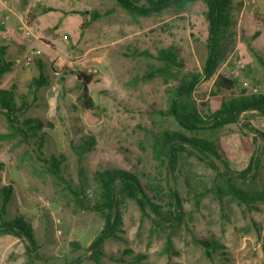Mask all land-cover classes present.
I'll return each mask as SVG.
<instances>
[{
	"label": "rangeland",
	"instance_id": "rangeland-1",
	"mask_svg": "<svg viewBox=\"0 0 264 264\" xmlns=\"http://www.w3.org/2000/svg\"><path fill=\"white\" fill-rule=\"evenodd\" d=\"M42 1L33 8L21 2V8L26 10L19 21L20 27L24 23L32 25L35 42L22 40L21 28L6 37L11 43L7 57L11 63L29 48L39 49L41 56L29 68L13 65L0 82L1 88L15 87L17 104L31 103L26 117L52 124V132L46 135L41 151L35 139L29 143L19 139L0 142V188H12L8 218L21 215L32 225L39 246L36 264H70L77 258H81L80 264H93L86 260L89 255L86 248L103 225L97 214L77 207L65 184L48 175L42 154L46 158L51 154L63 157L62 176L72 187L79 184L78 174L82 171L89 201L96 194L91 177L101 169L134 171L143 185H159L158 190L155 188L148 194L162 207V215L169 222H161L162 227L155 228L152 225L157 217L153 213L148 212V217L143 218L136 204L128 202L121 210L125 243L106 242L107 253L118 255L129 249L134 255L145 256L142 264H264V202L255 205L257 210H249L228 198L220 204L208 192L201 197L212 186L215 173L192 152L180 155L174 171L166 174L153 159L151 144L157 133L176 129L171 119L154 113L166 109L167 90L173 82L166 85L160 78L134 81L147 72L148 66L158 65L154 56L168 47H174L182 59L183 75L202 73L208 35L204 5L197 1L181 12L171 8L133 19L112 0H58L57 4ZM57 9L59 30L40 33L35 21L29 20L30 13L36 17L40 11L57 13ZM78 10H98L103 15L111 12L85 26L88 18L80 16ZM239 11L241 8L234 3L231 27L234 38L225 43V57L214 72L219 73L216 79L233 80L235 84L232 90L216 92L214 74L200 79L193 99L204 119L219 108L221 101L241 96L243 92L248 94L258 88L260 95H264V64L253 51L250 38L243 33L247 21L239 18ZM248 12L255 20L260 19L257 8ZM64 37L68 42L63 41ZM58 45L59 54H55ZM143 52L151 57L140 56ZM237 61L244 68L237 77L229 78ZM38 64L49 73L50 84L34 92L29 84L38 76ZM73 72L92 75L89 94L97 107L95 111L82 108L78 89L70 77ZM50 85H55L56 90L52 91ZM6 132V121L0 111V133ZM258 133L264 134V116L251 111L242 113L235 124L216 132L205 131L200 136L220 142L224 157L235 172L245 169L250 157L256 154L261 159V168L246 187L262 188L264 144ZM88 139H92L90 149L79 160V146ZM214 164L223 169L220 162ZM167 184L178 191L182 200L178 222L171 220L174 215L167 212L171 209L164 188ZM168 234L173 246L170 254L164 253ZM194 238L217 241L223 246L220 253L224 256L207 261ZM24 247L25 242L20 239L0 236V264H32ZM103 264L116 263L104 259Z\"/></svg>",
	"mask_w": 264,
	"mask_h": 264
},
{
	"label": "trees",
	"instance_id": "trees-1",
	"mask_svg": "<svg viewBox=\"0 0 264 264\" xmlns=\"http://www.w3.org/2000/svg\"><path fill=\"white\" fill-rule=\"evenodd\" d=\"M122 11L131 18H146L160 14L168 9L175 8L183 11L188 5L200 1L204 7V19L208 25V35L205 43L206 57L202 73H187L183 75L184 63L174 47L160 49L154 56L158 65L148 66L147 72L141 77L135 78L136 82H146L154 78H160L164 84L173 82L167 90V107L164 110L154 111L160 118H168L176 125L175 130H163L153 136L151 153L153 159L161 166L165 173L173 172L177 166L180 155L185 152H192L198 160L215 173L212 186L205 192L211 193L215 199L223 204L228 198L230 202L239 207H246L249 210H257L256 204L264 202V187H246L248 182L254 180L255 175L261 168V159L255 154L249 159L245 169L235 172L230 169L225 153L217 139L200 136L205 131L216 132L227 125L238 122L239 117L245 112H257L264 116V95H249L243 92L241 96L221 101L219 108L212 112L208 119L202 117L197 108L193 93L201 78H210L217 66L224 59L225 43L234 38L231 31L233 25L232 11L233 0H112ZM111 11L101 14L98 10H78L80 16L87 17L85 26L96 22L102 16L109 15ZM29 18L33 15L30 13ZM6 49L0 46V80L2 76L11 71L13 63L5 57ZM140 56L151 57L147 52ZM70 77L78 89L79 101L83 109L95 111L97 109L92 97L89 94V85L92 82V75L83 72H73ZM234 81L218 78L214 86L216 92L220 90H232ZM48 86V80L42 69H39L38 76L32 78L29 87L37 92L40 88ZM15 87L9 89L0 88V111L5 121L7 132L0 133L1 141L19 139V142L29 143L35 139L37 149L41 151L45 144L46 135L52 132V124L44 123L35 118L26 117L31 108V103L23 101L16 103ZM264 144V134L258 133ZM92 139L84 141L79 146L78 158L90 149ZM43 157L47 165L46 172L56 181L65 184V188L77 207L84 212L97 214L103 221L99 232L91 239L86 252L89 255L87 261L93 264H103L104 259L116 264H142L145 256L132 254L129 249H123L118 255L107 253L105 243L108 241L125 243L122 236V213L121 210L128 202H134L143 218L148 217V212L153 213L157 220L153 227H162L163 222H169L162 215V207L154 202V197L148 193L158 186L152 184L143 185L138 174L134 171L124 169L107 168L97 170L93 173L91 180L96 187L95 199L89 201L85 194L86 179L82 171H79V184L72 187L62 176L61 164L63 157L51 154L48 158ZM214 161L221 163L220 170ZM245 185V186H242ZM165 188L170 200L168 215H174L171 220L178 222V213L182 209V200L178 191L170 184ZM12 198L11 186L0 188V236H10L25 242V255L29 262L36 264L38 259L39 246L36 242L33 227L28 220L21 215L8 218V206ZM162 222V223H161ZM171 229V227H167ZM198 245L205 259L213 262L215 256H224L220 253L223 249L217 241L211 239H193ZM74 246V244H72ZM74 247H77L75 245ZM172 239L168 234L165 239L164 253H172ZM219 253V254H218ZM129 258V260H127ZM81 258L74 259L70 264H80Z\"/></svg>",
	"mask_w": 264,
	"mask_h": 264
},
{
	"label": "crops",
	"instance_id": "crops-1",
	"mask_svg": "<svg viewBox=\"0 0 264 264\" xmlns=\"http://www.w3.org/2000/svg\"><path fill=\"white\" fill-rule=\"evenodd\" d=\"M48 1L49 2L51 1L53 4L59 3L58 0H48ZM21 2H23V3L26 2L30 5L32 0H27V1L26 0H0V16L6 15L8 17V19L4 23L0 22V46L5 47V49H6L5 57L9 56V53L11 51L10 50L11 49V43L9 42V39L6 40V39H3L2 37H3V35L10 36L14 33V31L17 28L18 29L21 28L19 21H21L23 14L25 13V10H26L25 7H23V9L21 8L22 7ZM42 2L43 1L40 0L39 4H41ZM249 2H250V0L249 1L248 0H233V3H237L238 8H241V11L238 12L239 18L241 20L243 19V21L244 20L247 21L246 25L243 24V33L250 38L249 43H250L251 47L253 48V51L256 53L258 59H260L262 61V63L264 64V0H256L255 1V3H256L255 7L252 4H249ZM13 4H15V6H13ZM50 8H52V7H50ZM256 8L258 9V12L260 15L259 16L260 19H258V17L256 18L258 20H255V18H253L252 14L250 12H248V9H250L252 11V9L254 10ZM29 20L35 21V25L38 28L37 30L40 33H46L50 29H55V28H57L59 30V9H57V13L56 12H54V13L49 12L47 14H44V13H41V11H40L36 17L33 15V17L29 18ZM18 24H19V27H17ZM33 24H34V22H33ZM34 40L35 39H33V41H31L30 44H33L35 42ZM54 53L59 54V45H58V48H56ZM50 59H48V60H50ZM39 69H42L44 76L48 80V86H49V84H50L49 78L50 77L47 76V74H49V73H46L44 71L41 64H38V71H39ZM8 73H10V72H8ZM8 73H6V74H8ZM0 82H1V80H0ZM11 87H13V85H10L9 88H11ZM9 88H7V89H9ZM3 89H6V88H3ZM50 89L52 91H55L56 90L55 85H50Z\"/></svg>",
	"mask_w": 264,
	"mask_h": 264
},
{
	"label": "built area",
	"instance_id": "built-area-1",
	"mask_svg": "<svg viewBox=\"0 0 264 264\" xmlns=\"http://www.w3.org/2000/svg\"><path fill=\"white\" fill-rule=\"evenodd\" d=\"M249 1V0H248ZM40 3V0H32L31 4L29 5V8H33L36 7L38 4ZM249 4H252L254 7L256 5L254 0H250ZM8 19V17L6 15H2L0 16V22L4 23L6 20ZM21 39L26 41V42H30L33 41V39H35V33H34V29L33 26L28 24V23H24L21 26ZM7 35H3V39H6ZM64 42H68L67 38L64 37L63 38ZM41 56V51L39 49L36 48H29L25 51L23 56L17 57L13 60V65L14 66H18V67H23V68H29L31 66V64L33 63L35 58H38ZM50 62H53V59H50ZM244 68V64L241 61H237L234 68L230 71L228 77L229 78H235L238 76L240 70H242ZM218 72H216L214 74V79L217 78L218 76ZM227 78V76H226ZM249 95H259V89L258 88H254L251 90L250 93H248Z\"/></svg>",
	"mask_w": 264,
	"mask_h": 264
}]
</instances>
